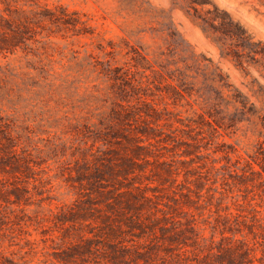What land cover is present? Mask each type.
Masks as SVG:
<instances>
[{
  "label": "rangeland",
  "instance_id": "1",
  "mask_svg": "<svg viewBox=\"0 0 264 264\" xmlns=\"http://www.w3.org/2000/svg\"><path fill=\"white\" fill-rule=\"evenodd\" d=\"M0 264H264V0H0Z\"/></svg>",
  "mask_w": 264,
  "mask_h": 264
},
{
  "label": "trees",
  "instance_id": "2",
  "mask_svg": "<svg viewBox=\"0 0 264 264\" xmlns=\"http://www.w3.org/2000/svg\"><path fill=\"white\" fill-rule=\"evenodd\" d=\"M15 38H19V36H15ZM11 43V44H10ZM14 43L13 42H9V45H13ZM5 48H8L10 51L13 50V48H11V46H4Z\"/></svg>",
  "mask_w": 264,
  "mask_h": 264
}]
</instances>
